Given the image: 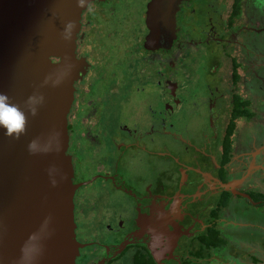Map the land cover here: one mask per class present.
I'll return each mask as SVG.
<instances>
[{"label":"flooded vegetation","instance_id":"obj_1","mask_svg":"<svg viewBox=\"0 0 264 264\" xmlns=\"http://www.w3.org/2000/svg\"><path fill=\"white\" fill-rule=\"evenodd\" d=\"M245 1L240 0L230 23L233 0L225 1L220 16L206 11L205 0H89L76 39L82 66L68 115L75 238L80 244L75 264H136V259L264 264L263 239L256 247L238 233L264 232L257 216L248 219L249 207H264V135L254 133L246 140L239 132L241 125L264 126V91L255 93L248 82L264 83V52L249 49L256 43L264 46V0H257L261 26L237 22ZM212 42L222 45L232 62L231 100L218 153L185 138L176 126L183 117H175L182 114L177 91L184 77L192 75L188 66L198 62L193 54ZM228 46L241 58L230 54ZM157 84L169 92L164 109L145 102L143 113L127 112L131 118L124 123V105ZM241 93L253 102L243 100ZM98 154L100 160H94ZM240 199L248 205L237 206L235 211L246 213L237 218L231 204ZM82 220L89 222L85 227L91 235L82 230ZM247 242L258 256L251 262L239 259L234 250L220 254Z\"/></svg>","mask_w":264,"mask_h":264},{"label":"water","instance_id":"obj_2","mask_svg":"<svg viewBox=\"0 0 264 264\" xmlns=\"http://www.w3.org/2000/svg\"><path fill=\"white\" fill-rule=\"evenodd\" d=\"M88 2L0 0V92L27 114L19 139L0 131V264H75L79 255L68 115ZM30 96L43 97L35 116Z\"/></svg>","mask_w":264,"mask_h":264},{"label":"rangeland","instance_id":"obj_3","mask_svg":"<svg viewBox=\"0 0 264 264\" xmlns=\"http://www.w3.org/2000/svg\"><path fill=\"white\" fill-rule=\"evenodd\" d=\"M225 1L226 0H205V9L206 11H210L212 16H220L219 12H222L228 3ZM260 6L261 3L257 0H247V2L245 1L242 8L243 12L240 14V16H238L237 22H240V24L245 26L249 24L251 25L252 23L255 26H261L264 22L261 23V19L258 20L256 14L257 10L261 9ZM227 14H230V8L225 11L223 16L221 15L222 20L226 19ZM262 16L264 18V7ZM209 28L210 27L205 29L204 35L205 32L209 30ZM130 31L131 30L127 28L126 32ZM244 42H246L247 45L251 44V42L247 40ZM262 45L263 43L258 47V44L256 43L251 45L249 49L255 52H264V46L262 48ZM228 47L230 49V54L239 56V58H241V53L239 54L235 47ZM260 47L262 49H260ZM223 50L224 47H222V45L212 42L210 45L205 44L203 48L194 52L193 55L196 56V58L198 57V62L197 64L194 62L193 65L188 66V71L192 75L190 78L185 79L184 77V82H182V85H180L176 95V97L181 101L178 111L181 110L182 114H174L175 117H183V122L177 123L176 126H179V128L183 131L185 138H190L196 143V145L206 146L208 151H213L216 153H218L220 149L219 139L223 134V129L226 122V108L231 100L230 72L232 62H229L228 58L224 56ZM243 55L248 54H246L244 51ZM185 56L186 54L183 55V57ZM182 59L184 58H180L179 63L183 62ZM185 71L186 67L183 66L181 72ZM248 82L252 85L253 91L255 93L264 91V83L262 84L261 80H255L254 82L249 80ZM178 83H181V79L178 81ZM166 93H169L168 90L161 89L157 84L156 87L150 85L147 86L143 92L135 94L130 104L124 105V109L126 111L124 113L125 118L123 122L125 123L131 118L127 112L131 113V111H134L143 113V105L145 102H152L154 107H157L158 110L162 111L166 104L164 103V97ZM240 97L243 100L248 99L252 101L250 95L247 93H241ZM253 108H255L254 103L252 109ZM262 127L263 128L260 127L259 123H257V125H241L239 132L242 137H244L241 139L249 140L250 136L254 133H256L260 138L262 135H264V126ZM171 143L172 142H169L168 144ZM170 146L173 149L178 147L177 144H171ZM99 156L100 154L96 155L94 160H100ZM90 161H93V157L90 159ZM231 205H233L234 209L231 211L232 215H235L237 218L246 216V213L244 212H240L239 210L235 211L239 208L237 207L238 205H248L246 200L240 199L236 201V205ZM249 208L252 212H249L250 218L248 219L256 218L257 216L258 220L264 224V214L263 216L259 215L260 212L264 213V207ZM230 209H232V206H230ZM88 223V221L82 220L81 226L82 230L86 231L87 235H91L93 231L85 227ZM246 230L240 231L238 233H242V236L245 237L244 239L250 240L252 243L251 245L256 247H261L263 245L262 249H264V232L256 233V231L253 229H249L248 231ZM261 238L263 239L262 245ZM251 245L248 242L245 245L240 243V245H237L236 249L234 246H228L226 252L221 249L220 254L226 255L227 252L232 253L234 250V254L238 256L239 259L241 258L242 260L251 262L254 256L258 257L257 254L252 251L254 248L251 247Z\"/></svg>","mask_w":264,"mask_h":264},{"label":"clouds","instance_id":"obj_4","mask_svg":"<svg viewBox=\"0 0 264 264\" xmlns=\"http://www.w3.org/2000/svg\"><path fill=\"white\" fill-rule=\"evenodd\" d=\"M74 25L69 22L65 25V38H70ZM43 102V97L30 96L26 101L28 111L35 116L38 103ZM27 114L19 106L12 102L11 98L0 92V131L9 138L19 139L26 130ZM31 143L29 148L31 149Z\"/></svg>","mask_w":264,"mask_h":264},{"label":"trees","instance_id":"obj_5","mask_svg":"<svg viewBox=\"0 0 264 264\" xmlns=\"http://www.w3.org/2000/svg\"><path fill=\"white\" fill-rule=\"evenodd\" d=\"M240 0H233V2H232V12H231V14H230V18H229V22L230 23H233L232 21L234 20L233 18L235 17V16H237L238 15V13H239V10H240ZM238 108H239V106H238ZM238 110H237V113H236V117H237V115H238ZM233 128H234V123H231L230 124V129H229V131H228V137H229V135L231 134V132H232V130H233ZM227 137V138H228ZM229 139V138H228ZM227 144H229V142L227 143ZM135 263L136 264H155L154 262H150V261H148V260H145V259H136L135 260Z\"/></svg>","mask_w":264,"mask_h":264}]
</instances>
